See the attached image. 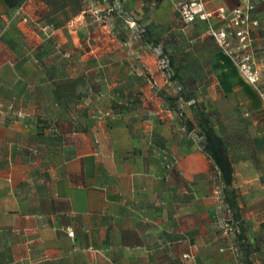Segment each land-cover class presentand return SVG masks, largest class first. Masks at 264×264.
Here are the masks:
<instances>
[{"label":"crops","instance_id":"obj_1","mask_svg":"<svg viewBox=\"0 0 264 264\" xmlns=\"http://www.w3.org/2000/svg\"><path fill=\"white\" fill-rule=\"evenodd\" d=\"M52 1L9 9L0 0V264H234L239 242L226 250L224 193L202 137L154 90H170L155 51L170 53L171 42L115 29L118 19L139 22L131 0H116L126 20L105 12L115 0H76L74 11ZM152 17L155 32L161 16ZM72 18L82 20L74 30ZM198 44L208 104L261 110L233 58ZM253 145L264 164V132ZM242 211L251 260L245 221L259 233L262 210Z\"/></svg>","mask_w":264,"mask_h":264},{"label":"rangeland","instance_id":"obj_2","mask_svg":"<svg viewBox=\"0 0 264 264\" xmlns=\"http://www.w3.org/2000/svg\"><path fill=\"white\" fill-rule=\"evenodd\" d=\"M65 1L68 0H53L52 3L59 7ZM69 2L70 4L67 6V10H76L78 7L76 0H69ZM252 2L254 7L252 15L257 18L259 28L252 34L250 45L238 49L236 53L241 57L246 54V52H249L255 63L259 65L260 78L254 85L261 92L264 91V0H252ZM129 10L133 11L132 14L139 16L138 20L140 24L147 28H151L154 24V17H152V14L160 13L161 21L155 25V35L157 39L161 44L169 41L171 42L173 49L170 53L176 54L177 56L176 63L181 66L180 74L183 77V82L196 92L201 107H203L210 117V122L215 126L216 131L223 135L226 142L232 143L230 150V158L234 173L232 188L235 190V193L237 192V197L239 196L238 200L243 208L242 212L245 216H250V208L258 206L262 210L261 214L263 221L261 223H256L254 221L256 227H261L259 233L256 230L252 231L253 221L249 225L247 219V221H244L247 224V233L249 237L252 238V240H256L251 245V261L253 264H264V251H261V248H264V164L253 145L254 136L258 132H264V107L255 114L250 115L243 114V112L237 108L234 109L235 112L233 113L224 114L223 110L221 111L219 108L214 107L215 103L208 104L206 101L208 97L205 94V87L208 82L207 68L204 64L200 63L197 54H199L198 42L201 44L204 41L205 47L213 40L208 36L203 25H184L178 19L175 10L167 0H131ZM166 16H169L170 20L163 21ZM125 24L127 25V22L118 19L115 29L119 32L123 31L125 30L123 29ZM127 28L130 35L136 32L135 29ZM199 36H201V38ZM236 45L237 42L235 40L232 41L233 48H235ZM188 48L192 53L186 51ZM155 52L157 53L159 72L162 78L166 80V89L170 90L165 91L161 88H154V90L158 94L159 92L177 94V89L174 86L175 81L169 78L172 71L167 70L166 66L162 67L160 64L161 50ZM147 71L149 72L146 66L144 72L146 73ZM150 73L156 81V85L157 79L155 74L153 72ZM240 136H242L243 140H241ZM223 220L224 227L230 228V235L228 236L227 234L225 236L226 240L229 242L225 245V248L232 252V248L230 247L233 246L232 242L237 240V230L235 227L234 232H231V229L234 225L236 226V223L233 225L231 213L228 211L227 206H225ZM234 246H236V243H234ZM233 258L234 264H245L241 249L239 247L237 248V246L233 252Z\"/></svg>","mask_w":264,"mask_h":264},{"label":"trees","instance_id":"obj_3","mask_svg":"<svg viewBox=\"0 0 264 264\" xmlns=\"http://www.w3.org/2000/svg\"><path fill=\"white\" fill-rule=\"evenodd\" d=\"M3 2L9 9L17 8L21 4V0H3ZM115 11H118L122 18H124L125 20L127 19V15H125L122 7L120 10L116 9L111 13H114ZM134 20L136 21L138 28L135 36H137L142 43H151L152 45H156L157 43H159V40L154 35L155 32L153 31L152 27H144L136 19ZM193 24H196V22ZM201 24L203 23L201 22ZM258 28L259 25L257 21V26L254 30L256 31L258 30ZM211 40L213 39L211 38ZM174 55L175 54L169 53L166 49H163L161 50L160 57L167 60L166 69L172 71V74L169 78L170 80L175 81L174 86L177 89V94H165L161 92L160 95L165 99L167 106L170 109L178 112L181 118V123L184 125L185 129L187 131H190L194 128H197L198 135L202 137V150L211 160L213 166L218 172V178L220 183L222 184V191L224 193L225 204L228 211H230L231 213V220L236 223V238L239 242V248L241 249L243 260L245 264H253L249 258L250 244L247 241L246 227L241 217V207L238 203L237 194L232 188L233 164L230 158L232 143L226 142L223 135L219 134L216 131L215 126L210 122V117L207 115L203 107H201L196 92L183 82V77L180 74L181 66L180 64H175ZM182 102L188 103V106L192 113L191 118L184 114V111L180 105V103ZM240 137L241 140H243L242 136Z\"/></svg>","mask_w":264,"mask_h":264},{"label":"built area","instance_id":"obj_4","mask_svg":"<svg viewBox=\"0 0 264 264\" xmlns=\"http://www.w3.org/2000/svg\"><path fill=\"white\" fill-rule=\"evenodd\" d=\"M171 2L183 24L204 23L206 33L215 44L233 58L244 78L256 84L260 78L259 65L255 63L249 52L241 57L236 53L238 49L250 45L252 33L257 26V19L252 15L253 4L250 0H242L241 3L230 8L220 0H171ZM116 9L120 10L121 5L115 0L107 5L105 12L110 14ZM107 14H98L97 19L102 20ZM81 22V19L72 18L66 23V27L74 30ZM126 22L130 29L137 31V23L134 19H127ZM135 34L136 32L132 35ZM234 40L237 42L235 48L232 46ZM160 64L165 67L167 60L160 58ZM260 93L264 98V91Z\"/></svg>","mask_w":264,"mask_h":264}]
</instances>
